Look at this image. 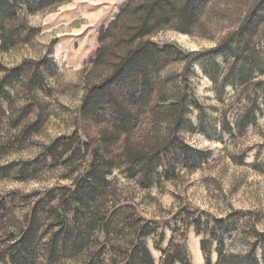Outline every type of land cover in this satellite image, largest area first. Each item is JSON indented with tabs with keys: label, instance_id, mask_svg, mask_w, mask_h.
<instances>
[{
	"label": "rangeland",
	"instance_id": "1",
	"mask_svg": "<svg viewBox=\"0 0 264 264\" xmlns=\"http://www.w3.org/2000/svg\"><path fill=\"white\" fill-rule=\"evenodd\" d=\"M129 1L66 0L38 10L32 1L30 9L14 2L24 39L7 48L0 46V77L13 68L20 70L12 87L6 88L8 96L15 100V107L27 106L30 120L39 119V132L2 158L1 163L12 162L16 168L21 162L33 163L32 176L27 179L18 180L15 174L0 177V196L16 191V197L22 198L36 192L31 197L35 201L49 194L55 199L52 206H57L61 198L71 197L92 161L98 165V161L108 160V185L91 203L104 214L106 227L88 230V213L82 211L77 222L73 214L77 203L72 207L59 204L56 209L65 215L62 221L66 226L81 227L80 232L91 241L87 252H130L137 244L135 233L120 216L128 219L135 215L155 223L154 232L142 238L154 264H159L161 251L175 246L187 252L191 264H206L199 236L180 221V212L187 208L202 212L203 217L222 219L237 212L228 219L235 226L224 238L229 251L244 254L248 245L255 243V253L264 264V68L263 73L254 71L244 84L218 87L219 82H212L206 71L187 57L188 51L209 50L218 43L263 54L264 0H199L202 5L194 6L197 10L188 19V32L171 21L151 37L183 53L167 56V64L151 69L145 85L132 69L123 72L120 83L110 79L126 60L130 46L123 41L128 34L110 23ZM108 28L111 32L105 37ZM120 33L124 39L118 41ZM208 57L204 55L203 60ZM224 70L220 64L218 81ZM104 83L121 103L129 124L121 121V112L111 108L106 94L98 93L105 90ZM99 95L103 99L96 102ZM249 96L253 104L248 103ZM175 101L182 107L178 116L166 109ZM250 105L259 106L257 120L241 127L239 119ZM73 133L69 151L53 161L46 146ZM166 144L200 153L186 157L184 165L177 162L174 174H162L148 187L132 179L137 164L129 165L127 160L138 153L151 156ZM67 156H72L68 165L64 163ZM20 206H16L18 216L23 212ZM48 208L43 213L46 224L55 218ZM116 210L126 214L116 215ZM46 224L40 234L47 230ZM52 229L57 230L56 226ZM125 237L133 244H121ZM209 257V264H214V248ZM84 259H63V264H86Z\"/></svg>",
	"mask_w": 264,
	"mask_h": 264
},
{
	"label": "trees",
	"instance_id": "2",
	"mask_svg": "<svg viewBox=\"0 0 264 264\" xmlns=\"http://www.w3.org/2000/svg\"><path fill=\"white\" fill-rule=\"evenodd\" d=\"M16 1L21 2L27 9H30L31 4L29 2L32 1L38 10L53 2L60 3L66 0H39L37 3L34 0H0V46L3 48L10 47V45L24 39L21 37L23 31L20 23L17 22L19 15H16L14 10V2ZM195 5L200 7L202 2L199 0H130L128 6L119 12L110 23V26L117 27L118 31L122 29L124 33L128 34V39L123 40L124 36L120 33L118 41L123 40L127 44L130 43L127 58L112 74L111 82H122L124 80L122 79L123 72L132 69L131 72L136 71L141 75V84H149V71L151 69L155 70L161 64H167L169 61L167 56L174 58L183 53L179 48L169 46L166 43H157L151 37L171 21H175L180 30L188 32L187 28L190 25L188 19L197 10L194 8ZM110 29L105 31V37L110 34ZM248 30L250 31V29ZM244 45L248 46L247 44ZM100 51L101 49L98 57ZM204 55L209 56L208 59L203 60ZM187 57L189 58L188 61L193 59L194 62L198 63L203 71H206L212 82L216 85L219 82L218 87L223 85L234 87V85L244 84L251 79L254 71L263 73L264 68V53H259L253 48H249L248 51L240 47L232 48L228 44L218 43L209 50L188 51ZM229 57L234 60L232 63L228 60ZM220 64L225 66V70L223 77L218 81L217 70ZM209 67L212 69L211 72L207 71ZM19 72V69L13 68L9 75L4 74L0 77V177L15 174L18 180H24L32 176L30 169L33 161L32 163L30 161L18 163V168L12 162L1 163L2 158L13 150L22 148L30 136L39 132V119L30 120L27 115V106L23 104L19 108L15 107V100H12V96H8L9 92L6 88L12 87L13 77H17ZM108 88V83H104L102 89L105 90H100L98 93L101 95L104 92L111 108L122 113L120 115L121 121L129 124L127 114L123 108H120L121 103ZM100 95L95 99L96 102L103 99ZM253 101L254 99L249 96L248 103L253 104ZM166 109L178 116L182 107L175 101L169 102ZM259 111L258 105H250L238 123L241 124V127H246L256 122ZM74 136L73 133L69 138L57 139V141L46 146L45 152L53 161H58V158L63 157L69 151ZM193 153L199 154L200 151L187 146L175 148L171 144H166L161 149L152 151L151 156L138 153L127 160L129 165L137 164V168L132 170L130 176L142 186L148 187L153 183L154 178H158L162 174L164 176H167V173L174 174L175 164L180 162L184 165L185 158ZM176 155L177 158L173 159L172 157ZM71 157L67 156L64 163L68 165ZM98 162V165L94 161L90 163V170L82 180L76 183L71 192V197L68 200L61 198L57 204V206L60 204L63 207H72L74 203H77L76 208H74V217L79 222L81 220L79 211L88 213L85 223L88 230L94 226H103L104 223V214L100 213L98 206L91 203L94 200L93 196L108 185L107 173L110 170L111 162L108 160ZM158 167H163L161 172L157 171ZM52 191L50 190L48 193ZM35 193L30 192L22 195V198L16 197L18 194L16 191L0 196V264H63V259L75 261L80 257L85 258L86 264L155 263L154 257L150 255L146 243L142 239L150 232H154L155 223L152 221L147 222L143 217L134 218L135 215L129 217V220L120 216L122 222L135 233L133 240H136L137 244H134L133 249L128 253L104 254L102 252L101 255L100 253L95 254L87 252L91 241L80 232L81 227L75 225L68 227L65 225V221H62L65 215L58 214L56 212L57 206L51 204L55 199L48 194L47 198L31 200ZM18 203L21 205V211H23L20 216L16 214ZM46 207H49L48 209L52 210L55 215V218H51L47 224L43 220ZM182 210L180 221L186 227H193L194 232L199 236L200 250L205 257L206 264L210 263L209 251L212 248L217 254L214 264H261V259L255 253V243L248 245L244 254L230 252L229 245L225 243L226 233L235 226L232 224L234 222L232 220L228 222V219L237 212L230 213L228 219H222L203 217L202 212L191 211L187 208ZM114 213L116 215L126 214L119 210ZM140 222L142 224H139ZM45 224L47 230L40 234L39 230ZM55 226L57 230L52 229ZM123 242L121 244H133L128 237H125ZM161 256L159 264H191L189 255L181 246L161 251Z\"/></svg>",
	"mask_w": 264,
	"mask_h": 264
}]
</instances>
